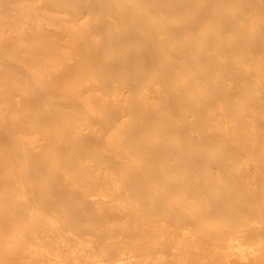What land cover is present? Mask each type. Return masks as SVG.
I'll list each match as a JSON object with an SVG mask.
<instances>
[{
	"label": "rangeland",
	"instance_id": "1",
	"mask_svg": "<svg viewBox=\"0 0 264 264\" xmlns=\"http://www.w3.org/2000/svg\"><path fill=\"white\" fill-rule=\"evenodd\" d=\"M49 1L0 0V264H264V0Z\"/></svg>",
	"mask_w": 264,
	"mask_h": 264
},
{
	"label": "bare ground",
	"instance_id": "2",
	"mask_svg": "<svg viewBox=\"0 0 264 264\" xmlns=\"http://www.w3.org/2000/svg\"><path fill=\"white\" fill-rule=\"evenodd\" d=\"M87 1V0H86ZM98 1V0H97ZM110 1V0H109ZM143 0H113V2L111 1V2H108V1H106V0H100V1H98L97 3H96V7H99V8H102V9H107V11H109V12H112V11H114L115 12V14H116V16H117V20H118V22H120V23H122V24H129L130 26H133V25H135V22L137 23H139L140 24V22H142L143 24H145L144 23V21L145 22H147L148 21V17H150V18H152L151 16H149L147 13L146 14H144V13H142L141 14V16H139L140 18H138V19H140V21H132L131 20V22L129 21V19H128V17L131 15L130 13L132 12V11H134L135 9H137V8H146V9H144L143 11L144 12H149V11H151L152 10V12L154 11H158V12H163V11H170L171 10V12L169 13L170 15L173 13L174 14V12H172V9H173V5H171L169 2L168 3H164L163 4V6H161V2H163L164 0H152L153 1V3H141ZM145 1H147V0H145ZM168 1H171V0H168ZM81 1L80 0H53V1H49V5H51V7L52 6H62L63 4L65 5V6H67L68 8H71V7H73V11H78V10H84V9H87V11L89 10V11H91V12H94L92 9H93V7L90 5V3H89V1H88V5L87 4H85V2H83L84 3V5H81ZM171 3H172V1H171ZM187 3V2H186ZM190 3V2H189ZM62 4V5H61ZM123 4V5H122ZM174 4V3H173ZM183 5V4H182ZM185 5V4H184ZM189 5V4H188ZM208 5V4H207ZM47 6V5H46ZM176 6V5H175ZM63 7V6H62ZM187 7H189V6H187ZM54 8V7H53ZM190 8V7H189ZM46 9H48V8H46ZM50 9V8H49ZM184 9V8H183ZM214 9V8H213ZM146 10V11H145ZM174 10V9H173ZM48 11V10H47ZM178 10H176V12H177ZM60 12V11H59ZM84 12H86V11H84ZM104 12V11H103ZM50 13V12H49ZM52 13V12H51ZM55 13V12H54ZM58 13V12H57ZM72 13H74V12H72ZM76 13V12H75ZM150 13V12H149ZM164 13V12H163ZM188 13V12H187ZM216 13V12H215ZM59 14V13H58ZM84 14V13H83ZM104 14V13H103ZM151 14V13H150ZM156 14V13H155ZM73 15V14H72ZM81 15V14H80ZM164 15V14H163ZM162 15V16H163ZM176 15V14H175ZM82 16H84V15H82ZM82 16L80 17V16H78L79 18H82ZM104 16H106V18L107 19H110V18H108V16L107 15H105L104 14ZM155 16V15H154ZM167 16V15H166ZM165 16V17H166ZM173 16V15H172ZM182 16V15H181ZM192 16V15H191ZM78 17H76V18H78ZM178 17H179V15H178ZM194 17V16H193ZM75 18V16L73 15V19H75L76 21H78V19H76ZM163 18V17H162ZM167 18V17H166ZM112 19V18H111ZM110 19V20H111ZM190 19H191V17H190ZM81 20V19H80ZM162 21V20H161ZM218 21V20H217ZM72 21H70V23H71ZM117 22V21H116ZM149 22H150V20H149ZM148 22V23H149ZM162 22H164V21H162ZM171 22V21H170ZM79 23H81L80 21H79ZM78 23V24H79ZM159 23V22H158ZM171 23H173V22H171ZM81 24H83V23H81ZM92 24V23H91ZM122 24H121V26H122ZM147 24V23H146ZM169 24V23H168ZM187 24V23H186ZM76 25V24H75ZM115 25V24H114ZM148 25V24H147ZM150 25H152L151 24V22H150ZM150 25H148V26H150ZM164 25H165V23H164ZM163 25V26H164ZM82 26V25H81ZM125 26V25H124ZM160 26V25H159ZM167 26V25H166ZM165 26V27H166ZM169 26V25H168ZM167 26V27H168ZM97 27V26H96ZM193 27V26H192ZM192 27H190V28H192ZM91 28V27H90ZM107 28L109 29V27H108V25H107ZM123 28V27H122ZM113 29V28H112ZM90 30V29H89ZM118 30V29H117ZM116 30V31H117ZM171 30H173V28L171 29ZM177 29H175L174 31H176ZM94 31V30H93ZM92 31V32H93ZM96 31V30H95ZM116 31H114V32H116ZM173 31V32H174ZM91 32V33H92ZM113 32V33H114ZM173 32L171 33V32H169V33H171V34H173ZM97 33V32H96ZM95 33V34H96ZM88 34H89V32H88ZM88 34H87V36H86V38L88 37ZM135 34H136V32H135ZM166 34H168V33H166ZM120 35V34H119ZM138 35V34H137ZM175 34H173V36H174ZM91 36V35H90ZM89 36V37H90ZM94 36V35H93ZM92 36V37H93ZM173 36H172V38H173ZM85 38V39H86ZM91 38V37H90ZM155 38V37H154ZM154 38H149V37H147V36H143V39H144V43L149 47V49H147V50H144V52H142L141 50H138V52L137 53H139V56H140V58L141 57H143V58H148V60L150 61V60H152V55L154 54V49H155V43L158 45V42L159 41H161L160 39L157 41H155L154 40ZM95 39V38H94ZM109 39H110V37H109ZM156 39V38H155ZM158 39V38H157ZM66 40V39H65ZM99 40V39H98ZM173 40V39H172ZM177 40V39H176ZM68 41H69V39H68ZM92 41V40H91ZM95 41V40H94ZM111 41V40H110ZM84 42V41H83ZM122 42V41H121ZM162 42H163V40H162ZM161 42V43H162ZM165 42V41H164ZM163 42V43H164ZM89 43V42H88ZM99 43V42H98ZM110 43V42H109ZM90 44V43H89ZM106 43L105 42H103V45H105ZM96 45V44H95ZM113 45V44H112ZM156 45V46H157ZM106 46V45H105ZM171 46V45H170ZM178 46V45H177ZM91 47V46H90ZM109 48V47H108ZM88 49V48H87ZM153 51H152V50ZM170 49V48H169ZM92 50V49H91ZM182 50V49H181ZM95 51V50H94ZM106 51H107V49H106ZM111 51V50H110ZM173 51V50H172ZM90 52V51H89ZM94 53V52H93ZM92 53V54H93ZM95 53H97V52H95ZM99 54V53H98ZM182 55V54H181ZM138 56V57H139ZM96 57H98V56H96ZM95 58V57H94ZM121 58V57H120ZM117 59V60H115L114 62L112 61L111 62V67H113V68H123V67H125L126 65H128L130 62H131V58H121V59ZM99 59V58H98ZM188 59V58H187ZM97 60V59H96ZM148 61V62H149ZM189 62V61H188ZM194 70L196 71V69L194 68ZM198 74V73H197ZM161 75V74H160ZM163 75H165V76H168V73H164L163 72ZM182 89V88H181ZM183 90V89H182ZM176 102V100H173V103H175ZM179 104H181V102L177 99V104L176 105H179ZM204 105H199V104H192V106H191V108L193 109V110H197V109H199V108H201V107H203ZM207 139H209L208 137H203L202 138V141H204V142H206L207 141ZM227 148H228V146H227ZM242 208V207H241ZM244 209V208H243ZM244 211V210H243ZM255 231V230H254ZM253 261V260H252ZM254 263V262H253Z\"/></svg>",
	"mask_w": 264,
	"mask_h": 264
}]
</instances>
